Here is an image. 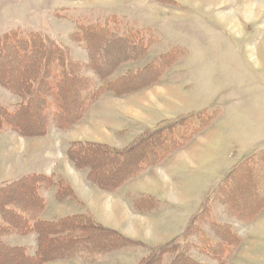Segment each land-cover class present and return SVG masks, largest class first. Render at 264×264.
Segmentation results:
<instances>
[{"label":"rangeland","instance_id":"374dc122","mask_svg":"<svg viewBox=\"0 0 264 264\" xmlns=\"http://www.w3.org/2000/svg\"><path fill=\"white\" fill-rule=\"evenodd\" d=\"M248 5L253 8V20L247 16ZM229 14H237V22L229 20ZM95 20L114 25L119 33L134 28L150 37L144 53L118 65L111 78L158 58L159 80L124 96L102 94L77 122L65 128L52 125L42 136L24 137L10 130L0 133V183L28 172L62 177L70 183L75 201L57 202L54 188L43 190L42 219L85 212L141 242L106 252L91 264H135L148 252V246L179 235L202 206L218 221L231 225L237 237L223 252L225 264H264V200L259 213L244 221L233 218L241 215L234 206L227 205L232 211L225 210L209 196L238 161L264 151V0H0V35L13 28L23 33L39 31L67 46L72 57L81 62H87L86 52L68 36L79 21ZM101 47H96V54L102 55ZM178 48L176 55L174 49ZM13 52L14 58L3 61L0 73L17 83L23 63ZM106 53L102 65L111 61L114 52ZM33 56L35 52L23 60ZM82 73L93 77L89 70ZM69 97L76 105L75 95ZM17 102V97L0 86L2 105L12 109ZM185 115H204L209 120L182 149L113 191L92 185L86 170L76 169L66 157L67 147L75 143L125 148L143 130ZM19 120L37 124L34 119ZM99 168L105 169L103 163ZM244 185L230 190L241 210L256 201L250 184ZM137 195L155 197L156 207L134 211L131 198ZM201 228L206 236L218 240L207 225ZM190 240L200 242L195 236ZM6 241L24 245L32 253L35 235H9ZM193 255L213 264L204 255ZM3 257L0 255V260ZM0 264L23 263L14 257ZM46 264L89 263L69 259Z\"/></svg>","mask_w":264,"mask_h":264},{"label":"trees","instance_id":"16d2710c","mask_svg":"<svg viewBox=\"0 0 264 264\" xmlns=\"http://www.w3.org/2000/svg\"><path fill=\"white\" fill-rule=\"evenodd\" d=\"M125 31L119 33L114 25L101 24L97 20L79 21L68 37L84 48L87 62L74 59L67 46L39 31L23 33L13 28L1 34L0 71H3V61L14 58L13 51L23 64L19 67L22 77L17 83H11L0 73V86L18 98L12 109L0 103V133L10 130L24 137L42 136L52 125L65 128L77 122L102 94L124 96L155 84L161 76L158 58L134 71L111 78L122 62L140 57L144 53V45L150 40L140 29ZM100 45L103 46L104 58L106 50L114 52L106 65H102V55L95 53ZM179 49H174L176 55ZM33 52L36 56L23 60V56ZM85 70H89L93 77L83 74ZM70 94L78 99L76 105H73ZM65 108L74 112L69 114ZM19 118L34 119L37 124L34 125L33 121L31 124L22 123ZM205 120L209 117L185 115L173 121L164 120L152 129L143 130L125 148L94 142L75 143L67 147L65 154L76 169L86 170L88 182L110 192L182 149L201 130ZM101 163L105 169L100 170ZM239 184H250L256 194L255 203L243 208L245 211L235 205L234 195L230 192ZM51 187L55 189L53 197L57 202L65 199L75 201L70 183L62 177L54 179L44 173L28 172L0 183V255L5 257L0 262L15 257L23 264L69 259L91 264L106 252L141 245V242L94 220L85 212L42 219L45 207L42 191ZM22 194L30 198L23 200ZM209 196L225 210L230 209L227 205L234 206L241 215L233 218L253 219L264 200V151L238 161ZM155 200L151 195H137L131 198V207L137 212L151 210L156 207ZM203 224L215 233L218 240L205 235L201 228ZM232 229L231 225L218 221L212 211L202 206L188 219L179 235L164 243L148 246V252L135 264H211L199 261L193 253L208 257L213 264H225L223 252L237 240ZM30 234L35 235L32 253L24 245H10L6 241L9 235ZM192 236L197 237L198 242L200 240L203 248L199 243L188 242Z\"/></svg>","mask_w":264,"mask_h":264},{"label":"bare ground","instance_id":"6f19581e","mask_svg":"<svg viewBox=\"0 0 264 264\" xmlns=\"http://www.w3.org/2000/svg\"><path fill=\"white\" fill-rule=\"evenodd\" d=\"M252 6L250 7L249 5L248 6H246V11H247V16L249 17V20H253V14H252V12H250V11H252ZM256 11V10H255ZM230 16H228L227 15V17H230V19L229 20H232L233 22H237L236 20H237V14H235V15H232V14H229ZM234 19H233V18ZM256 19V18H255ZM235 26V25H234ZM15 55V54H14ZM17 58V57H16ZM4 60V59H3ZM8 61V60H7ZM16 71V70H15ZM36 119V118H35ZM29 128V127H28ZM31 128H32V126H31ZM26 131V130H25ZM114 172V171H113ZM122 172V171H121ZM125 174V173H124ZM126 175V174H125ZM114 180V179H113ZM111 181V180H110ZM109 181V182H110ZM249 183V182H248ZM245 189V188H244ZM247 189V188H246ZM249 189V188H248ZM23 190V189H22ZM252 190V189H251ZM255 191V190H254ZM14 192V191H13ZM20 192V191H19ZM23 192V191H22ZM248 192V191H247ZM241 193V192H240ZM30 194V193H29ZM22 195H24V194H22ZM236 195V194H235ZM15 198V197H14ZM32 198V197H31ZM248 198V197H247ZM12 199H13V197H12ZM28 199V198H27ZM234 199V198H233ZM232 199V200H233ZM243 200V199H242ZM248 201H249V199H248ZM24 202V201H23ZM238 202V201H237ZM28 203V202H27ZM254 203V202H253ZM252 203V204H253ZM22 204V203H21ZM26 204V203H25ZM32 204H34V203H32ZM241 204V203H240ZM248 208V207H247ZM246 208V209H247ZM250 209V208H249ZM241 210V209H240ZM97 246H98V244H97ZM5 258V257H4ZM19 258V257H18ZM24 259V258H23ZM14 262V261H13ZM30 262V261H29ZM21 263H22V261H21ZM28 264V263H27ZM31 264V263H30Z\"/></svg>","mask_w":264,"mask_h":264},{"label":"crops","instance_id":"0c3cea01","mask_svg":"<svg viewBox=\"0 0 264 264\" xmlns=\"http://www.w3.org/2000/svg\"><path fill=\"white\" fill-rule=\"evenodd\" d=\"M44 212V211H43Z\"/></svg>","mask_w":264,"mask_h":264}]
</instances>
